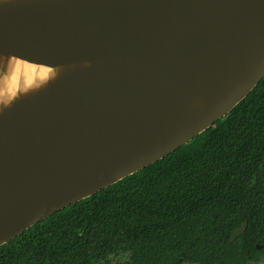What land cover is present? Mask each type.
<instances>
[{
  "label": "water",
  "instance_id": "95a60500",
  "mask_svg": "<svg viewBox=\"0 0 264 264\" xmlns=\"http://www.w3.org/2000/svg\"><path fill=\"white\" fill-rule=\"evenodd\" d=\"M18 65L42 77L12 87ZM263 78L264 0H0V247L188 144Z\"/></svg>",
  "mask_w": 264,
  "mask_h": 264
},
{
  "label": "trees",
  "instance_id": "16d2710c",
  "mask_svg": "<svg viewBox=\"0 0 264 264\" xmlns=\"http://www.w3.org/2000/svg\"><path fill=\"white\" fill-rule=\"evenodd\" d=\"M262 252L264 78L188 144L2 245L0 264H109L120 253L125 264H242Z\"/></svg>",
  "mask_w": 264,
  "mask_h": 264
},
{
  "label": "flooded vegetation",
  "instance_id": "af4514ba",
  "mask_svg": "<svg viewBox=\"0 0 264 264\" xmlns=\"http://www.w3.org/2000/svg\"><path fill=\"white\" fill-rule=\"evenodd\" d=\"M247 226H248V223H247ZM246 230H247V227H246ZM246 230H245V232H246ZM245 232L243 234H241L240 236H238L232 242H230V239H229V242L230 243L235 242L239 237L243 236L245 234ZM232 235H231V237H232ZM255 248L257 250H262L263 246H262V244H255ZM128 260H129V254L128 253H120L116 256H111L109 264H125V262ZM181 264H197V263L183 262ZM233 264H237V263H233ZM242 264H264V252L256 254V257L254 259L247 260L246 262H244Z\"/></svg>",
  "mask_w": 264,
  "mask_h": 264
},
{
  "label": "bare ground",
  "instance_id": "6f19581e",
  "mask_svg": "<svg viewBox=\"0 0 264 264\" xmlns=\"http://www.w3.org/2000/svg\"><path fill=\"white\" fill-rule=\"evenodd\" d=\"M36 70H37V71H36ZM42 71H44V70H42V69H40V68H36V67L34 68L33 66H31V67H29V66H25V67H23V66H21V65H18V66L16 67V70H15V72H14V75L12 76L11 81H9L10 86L14 87V85H16V81H17L18 78H19V77L17 76V74H19L20 72H21L22 74H28V76L34 78V77H42V74H41ZM46 71H48V70L46 69ZM40 79H42V78H40Z\"/></svg>",
  "mask_w": 264,
  "mask_h": 264
},
{
  "label": "rangeland",
  "instance_id": "374dc122",
  "mask_svg": "<svg viewBox=\"0 0 264 264\" xmlns=\"http://www.w3.org/2000/svg\"><path fill=\"white\" fill-rule=\"evenodd\" d=\"M119 261V260H118Z\"/></svg>",
  "mask_w": 264,
  "mask_h": 264
}]
</instances>
